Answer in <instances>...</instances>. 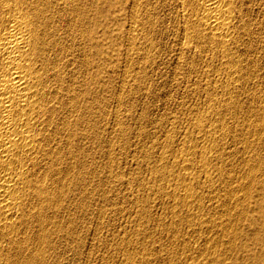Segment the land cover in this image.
<instances>
[{"label": "bare ground", "instance_id": "bare-ground-1", "mask_svg": "<svg viewBox=\"0 0 264 264\" xmlns=\"http://www.w3.org/2000/svg\"><path fill=\"white\" fill-rule=\"evenodd\" d=\"M123 1L132 45L139 36L145 64L157 58L158 53L149 54L160 47L156 38L177 31L180 49L192 53V71L199 59L205 63L199 71L203 107H188L181 119L169 116L172 128L164 141L145 148V168L139 163L129 178L131 184L136 179L138 204L126 211L138 216L139 228L132 241L112 244L124 253L118 264H156L151 222L173 239L161 247L168 264H264V0ZM105 2L0 0V264H58L69 245L80 243L79 227L90 218L96 186H103L101 201L107 204L110 183L124 173L110 166L114 140L106 143L109 165L99 184L90 159L99 148L92 150L93 136L102 143L109 105L100 65L106 52ZM97 25L103 29L100 38ZM178 123L185 125L177 130ZM128 130H122L125 138ZM155 206L162 215H152ZM101 208L100 219L106 214Z\"/></svg>", "mask_w": 264, "mask_h": 264}, {"label": "rangeland", "instance_id": "rangeland-1", "mask_svg": "<svg viewBox=\"0 0 264 264\" xmlns=\"http://www.w3.org/2000/svg\"><path fill=\"white\" fill-rule=\"evenodd\" d=\"M102 1L105 2V0H102ZM111 1L112 0H108L107 2H105V3H107V6L106 7H108V11H109L108 12V17L106 18L107 19V23H106L107 37H106V40L104 41V48H105V51L106 52L103 54V56H102L103 58L100 59V65L101 66L103 65L104 70H105V72L103 74V77H104V79L107 80V87H108V91H107V99H108V101H107V104H109V105H107L106 111L108 113L106 112V116H104L105 118L102 121L103 123L101 124V125H105V127L103 126V128L101 126V128H102L103 131L100 130L101 142L102 143L98 142V139L96 138L97 136L96 137L93 136V139H92L93 140V143H94L93 146H92L93 147L92 150H94V149H96V148L99 147L96 150L97 151L96 152L97 154L95 153V151H94L95 154H92V157H94L96 161L93 160L94 158L93 159L90 158V159H91V167H92V169H94L93 181L96 180L95 183H98L97 181H99V178L101 176L104 177V175H106V172H107L106 170L108 169V165H109V158L107 157V155L104 152H106V150H108V147L107 146L110 143V141L111 140H114V147H113V152H114V156H115L114 157V164H112L110 166L113 169L114 168L117 169L116 171L119 172L120 174L123 171H124V173L121 174L119 178L115 179V181H114L115 184L114 183H110V188H109V190L107 192L108 193V197H109V199L106 200V203L107 204H104V202L102 203V201H101V194H102L101 188H103V186H101L98 183L99 185L96 186L97 189L92 194V199L95 198L94 200L97 201V202L99 200V202L97 203V202H94V200H93L92 207H91L92 213L90 215V218L86 221V223H84V226L81 225L79 227L80 229L82 227L81 231L78 228L79 229L78 236L80 237V243H79V245H77V247H76L75 243L74 244H71L72 247H71V245H69L70 247L68 246V248H70V250L69 249L66 250V253H68V252L69 253L68 254L64 253L63 255H61L58 264H60V263H62V264H88V263L89 264L90 263L91 264H103V263L104 264H112V263L113 264H118L119 263V260L121 261L122 258L124 259V255H123L124 253H121V252L119 253L118 251H116L113 248L112 244H114L115 242L121 240L122 238H124L126 240L128 238V240L132 241L133 239H135L134 233L139 228V224H138L139 223V218H138V216L131 215L128 211H126V210H132L138 204V199L136 198V192H137V184L135 183L136 179L132 180L133 182L132 181L131 182L133 184H131L129 178L131 176H133V173H135L138 170V167H139L138 164L139 163H141L143 165V168H145L146 163L143 164L141 162V159H143V156H142L143 154L142 153L146 149L147 150H150L152 144L155 143V140H156V142H158V139H159V141L161 140L158 143H162V141H164L165 135L168 133V130L169 129L171 130V128H172L171 125L169 124V120H170L169 118L171 116H175V115L177 116L178 115V117H179V115H180L179 118L181 119V117L184 115L183 113H185L184 111L187 112V110L189 109L188 107H190V108H191V106L192 107L193 106L194 107L195 106H198V107L199 106L200 107L202 106L203 107V104H204V96H203V94L201 92L202 89H203L201 87H204V84H203L204 83V80H201L200 75H199V71H200V68L202 66L201 63L204 64L205 62H203L202 59H199L198 58L199 59L198 60V63L199 64L197 66L198 70H197V72H193L192 71V65H191V59H190V57L193 58L192 57V53L189 52V51L184 52L182 49H180L181 45H179V44H180V37H181V35L178 34V31L175 32L172 35H168L169 37L168 36H160V37H157L156 38V42H158V44H160V47L158 45V51L155 48V51H153V49H152L149 52V54L151 56L152 55L155 56V54L158 53L157 55H159V56L156 55L157 58H155L153 61L149 60V63H146L145 64V62H148V58H147V60H145L146 57L145 56L143 57L141 55L142 54V51H144V50H143L142 45H140V43H139L141 41V39L139 38V36L136 35V37H135L136 44L132 45V37L133 36L130 37V35H132L134 33H132V34L130 33V29H129V27H130V20H129V18L130 17H129L128 9L126 11V9L124 8V1L123 0H113L112 1V4H111ZM102 31H103V29L100 26L97 25V27H96V32L97 33L96 34L99 36V38H100V35L102 34ZM166 39H167V41H166ZM162 40H163V42H162ZM160 41L162 42V44L163 43L164 44L162 45L160 43ZM126 44H128V45H126ZM127 46H128V48H127ZM162 47H164V48H162ZM129 49H130V52L132 51V58L130 57L131 56V53L129 52ZM136 49H137V52H136ZM133 51H135V52L133 53ZM160 51H161V53H160ZM179 51H181V53ZM128 52H129V54H128ZM125 54L128 55V56L126 57ZM138 54H140L141 57L138 56ZM186 56H188V58ZM133 57H134V59H133ZM158 61L160 62L159 66H158V63H159ZM180 61H181V63H180ZM178 63H179V65H178ZM129 65H130V68H129ZM127 68H128V70H127ZM124 69L127 71L126 74L127 73H130V74L132 73V75L131 76L129 75V77H127L128 74L125 75ZM139 69H140V71H139ZM153 69H155V70H153ZM190 69H191V72H190ZM129 70H130V72H129ZM136 70H137L138 73L136 72ZM123 71H124V74H123ZM132 71L133 72L135 71V72L133 73ZM145 74H148L147 77H146ZM184 74H185V77H184ZM187 76L189 77V79L192 82L188 80V77ZM194 77H196V78H194ZM128 78L129 79L131 78V79L128 80ZM148 78H149V80H148ZM126 79H127L128 82H126ZM200 81L203 82V83H201ZM129 82L130 83L132 82V84H130ZM148 82H149V85H147ZM197 83H199V84H197ZM186 84H188V85H186ZM191 84H193V85H191ZM185 85L187 86L186 89H185ZM198 85H199V87H198ZM120 86L122 88L121 90H119L120 89ZM136 86H137V88H136ZM191 86L192 87L195 86L194 89H192V90H194V92L196 91L195 94H194V96L191 95V93L192 94L194 93L193 91L190 90L192 88ZM140 87H142V89ZM147 87H148V89H147ZM130 88H131V91L132 92L130 91ZM140 90H142V91H140ZM119 91L122 92V95H121V93ZM145 91H146V93H145ZM123 94H125V95H123ZM198 94H200L202 96H200ZM120 95L122 97L121 98L122 104L118 100L119 97H120ZM127 96L128 97L130 96V98H128ZM199 96H200V100L198 101ZM125 97L128 98V99H126V101H125ZM196 98H197V100H196ZM181 100H183V103H182ZM119 104H121L122 107L119 106ZM126 104H127V107H126ZM130 104H132V106ZM183 107L185 109L186 108L187 109L185 110ZM116 110H117V112H115ZM127 110L129 112V114H127L128 113ZM178 110H179V113L177 114ZM109 113H110L111 116L109 115ZM131 114L132 115L133 114H136V115H133L132 116ZM115 117H117V118L115 119ZM167 118H168V120H166ZM167 121H168V123H167ZM112 122H114V123H112ZM163 122H164V124H162ZM111 123H112V125H111ZM106 124L109 125V126H107ZM180 125L181 126L182 125H185V123H181V124L178 123L177 124V127H176V129L178 128L177 130L180 129ZM140 126L141 127L143 126L142 127L143 130L141 129ZM127 128H129V130H128L129 132H128V135H127L128 138H125V136H123V134H122V130L127 129ZM110 131H111V134H110ZM130 131H131V134H130ZM154 132H155V134H154ZM109 134H110V136H109ZM129 134H130V136H129ZM145 134H147V136H145ZM111 135H112V137H111ZM138 135H140V137H138ZM159 135H160V137H159ZM141 138H143L144 140L143 139L141 140ZM160 138H162V139H160ZM107 140H109V141H107ZM118 140H120V141H118ZM137 141H139V143ZM152 141H154V142H152ZM91 143H92V141H91ZM106 143H108V144H106ZM118 143H120L119 144L120 149L118 147ZM94 145H97V146L95 147ZM121 146H122V148H121ZM127 146L130 149H128ZM131 146H133V147H131ZM141 146H143V147L141 148ZM102 147H103V150L101 149ZM98 151H99V153H98ZM140 151H141V154H140L141 157L138 154V153H140ZM102 152H103V154H102ZM129 153H131V154H129ZM134 154L135 155L137 154V156H135ZM94 155H96V156H94ZM99 156H100V158H99ZM122 157H124L126 159L123 158V160H122ZM97 158L99 159V162L97 161L98 160ZM135 158L136 159L138 158V159L136 160ZM132 160H134V161H132ZM94 161H95L96 164L93 163ZM126 163H127V165H126ZM131 163H132L133 166L131 165ZM94 165L97 167V169H96V167L93 168ZM119 165H120V167H119ZM129 165L131 166V168L129 167ZM127 167H129V168H127ZM129 169L130 170L134 169V170H132L130 172L128 171V173H129L128 174L126 172V170H129ZM99 171L101 173L100 175H99ZM127 181L130 184H128ZM122 185H124V186H122ZM117 186H118V188L116 189ZM120 187H121V189H120ZM114 191H115V194H114ZM118 192H120V193H118ZM128 192H129V194H127ZM94 193L96 194V197H95V194ZM121 193H124V195L121 194ZM131 193H133V194H131ZM114 195H115V197H113ZM127 198H130V200L127 199ZM132 198H134L133 201H132ZM122 199H124V200H122ZM121 200L122 201H125V202L123 203ZM100 201H101V205H100ZM131 201L133 203H131ZM126 202H128L127 205H126ZM115 203H117V205ZM135 203H136V205H135ZM133 204H134V206H133ZM116 206H117V209H119V210H116L117 213L115 211ZM124 206H125V208H124ZM101 207H105L104 208L105 211L104 210L103 211L106 213V214H104L103 211H102V213L104 214L103 215L104 218L103 217H102L103 219L101 218L102 221L99 218L100 217L99 214H101V212H99V210L102 209ZM121 209H123L124 211H122ZM161 209L162 208L160 206L159 207L158 206H155V209L153 207V209H152V215L154 217H157V215L158 216L162 215L161 213L163 212V210L161 211ZM153 210H154V212H153ZM155 210H157V211H155ZM158 213H160V214H158ZM112 214H113V217H112ZM92 216H94V217H92ZM127 216H128V218L126 219ZM134 217L136 218V221H135V218ZM129 218H130V220H129ZM99 219L101 221L100 224H99ZM108 219H110V220L108 221ZM132 220H133V222H132ZM97 221H98V223H97ZM125 223H126V226H125ZM97 224H99V225H97ZM149 225H150L149 226V231L150 232H155V235H154L155 239L153 238L154 240H152V243H154V244L157 243V242L160 243L159 246H158V243H157V245L155 244V246L157 247V250L159 251V252L158 251H155L157 253V255H158V256L155 255L156 256L155 257V260H156L155 262H156V264H158V263L159 264H165L166 263L165 262L166 260H164L165 253L161 250V247L164 248L163 242L164 243L166 242L165 244H170L173 239H171L172 237L169 238L168 234L165 231H163L160 227L157 226V223L151 222ZM99 226L102 228V229H100L101 230V234H100V230L99 231L97 230V229H99ZM108 226H109V230L110 231L107 230ZM136 226H138V228ZM128 230L130 231V233H129ZM106 231H108V232H106ZM114 231H115V233H114ZM110 232H112V233H110ZM109 233H110V235H109ZM93 234L96 237H94ZM130 234H131V237H130ZM132 234H133V236H132ZM123 235H124V237H123ZM99 236H100V238H99ZM113 237L115 238L114 241L111 240ZM156 239H157V242L155 241ZM98 240H99V242H98ZM110 241H112V242H110ZM153 241H155V242H153ZM100 243H101V245H100ZM92 247H93V249H92ZM108 247H109V249H108ZM89 248L91 249L90 250L91 252H89ZM98 248H99V251H97ZM263 248H264V246H263ZM107 249H108L109 252L107 251ZM102 251H104V252H102ZM93 252H94V254H93ZM100 253H101V255H100ZM78 254H79V256H78ZM115 254H116V256H115ZM98 255H99V257H98ZM117 255H118V257H117ZM70 256H72V257H70ZM119 256H120V258H119ZM160 256H161V259L162 260L160 259ZM88 257H90V258H88ZM101 257L103 259H101ZM72 258H73V260H72ZM112 258H113V260H112ZM66 259H67V261H66ZM84 260H85V262H84ZM158 260L159 261L161 260L160 261L161 263ZM75 261H77V262H75ZM166 264H168V263H166Z\"/></svg>", "mask_w": 264, "mask_h": 264}]
</instances>
